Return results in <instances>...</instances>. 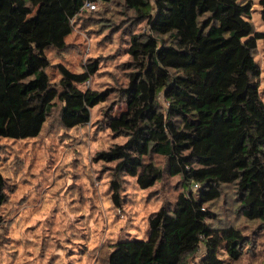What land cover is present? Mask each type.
I'll return each instance as SVG.
<instances>
[{
    "label": "trees",
    "instance_id": "16d2710c",
    "mask_svg": "<svg viewBox=\"0 0 264 264\" xmlns=\"http://www.w3.org/2000/svg\"><path fill=\"white\" fill-rule=\"evenodd\" d=\"M86 1H115L144 25L130 32L126 82L112 89L83 88L99 70L96 59L80 71L59 63L56 81L48 71L47 50L66 49L76 18L95 11ZM251 13L249 0H0V139L38 137L57 108L65 128L87 124L92 108L109 102L106 125L123 140L94 160L111 173L114 206L124 205V176L142 189L166 172L182 181L175 203L148 215L146 237L115 241L105 264H193L202 247L199 264L238 262L248 236L235 224L209 222L224 184H234L238 211L264 227V97L254 56L264 31ZM220 164L227 174L211 170ZM7 179L0 168V231ZM188 204L197 228L183 220Z\"/></svg>",
    "mask_w": 264,
    "mask_h": 264
},
{
    "label": "rangeland",
    "instance_id": "374dc122",
    "mask_svg": "<svg viewBox=\"0 0 264 264\" xmlns=\"http://www.w3.org/2000/svg\"><path fill=\"white\" fill-rule=\"evenodd\" d=\"M249 1L251 21L257 31H264L259 0ZM143 28L142 23L120 11L115 1L110 5L99 4L94 12L83 11L67 38V48L47 50L52 64L48 69L51 78L54 81L59 78V63L80 71L90 59H96L99 70L82 84L83 88L112 89L126 82L129 34ZM254 56L261 70L259 84L264 97V39L258 41ZM108 104L92 108L91 119L84 125L65 128L57 108L38 137L0 139V168L8 178L7 202L2 208L0 264H56L59 257L61 264L67 260L105 264L112 243L130 236L146 237L148 215L165 203H175L183 189L182 181L166 172L162 180L145 189L135 178L124 176L121 191L124 205L114 206L111 173L102 162L94 160L97 151L123 140L106 125L104 111ZM124 105L118 103L113 113L121 112ZM157 158L166 169L165 159ZM211 170L219 175L228 172L222 164ZM235 190L231 183L222 186V197L211 205L216 218L209 222L217 226L235 224L250 239L244 255L235 264H264V227L238 211ZM183 220L189 228L198 224L190 206ZM38 246H43L42 251ZM203 250L202 247L193 257V264H199Z\"/></svg>",
    "mask_w": 264,
    "mask_h": 264
},
{
    "label": "built area",
    "instance_id": "2783aa9c",
    "mask_svg": "<svg viewBox=\"0 0 264 264\" xmlns=\"http://www.w3.org/2000/svg\"><path fill=\"white\" fill-rule=\"evenodd\" d=\"M99 2L96 1H86L85 2V7L88 9L96 10L98 9ZM195 187H198V184H195Z\"/></svg>",
    "mask_w": 264,
    "mask_h": 264
}]
</instances>
